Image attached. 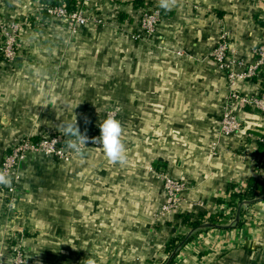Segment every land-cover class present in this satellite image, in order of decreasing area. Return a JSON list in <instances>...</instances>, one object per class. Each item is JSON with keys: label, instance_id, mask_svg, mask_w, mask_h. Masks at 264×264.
Instances as JSON below:
<instances>
[{"label": "crops", "instance_id": "1", "mask_svg": "<svg viewBox=\"0 0 264 264\" xmlns=\"http://www.w3.org/2000/svg\"><path fill=\"white\" fill-rule=\"evenodd\" d=\"M56 1L0 0V13L6 22H23ZM136 1L89 0L105 26L89 24L72 34L49 23L22 36L27 61L6 66L0 60V166L16 137L61 131L74 116L81 132L90 133L110 107L123 115V166L93 149L68 162L34 158L22 165L18 223L30 233V264H85L90 256L97 264H147L164 259L176 236L191 240L172 264H264V194L241 204V226L210 222L229 206L230 193L264 180V169H257L264 112L238 106L243 131L221 135L227 82L208 59L226 31L238 56L253 60L252 49L264 42V0H176L170 10L162 8L151 43L116 28L135 26L139 8L159 6ZM237 89L264 92V70ZM150 167L188 186L180 210L158 224L166 195ZM1 205L0 255L10 234ZM186 214L212 226L192 230Z\"/></svg>", "mask_w": 264, "mask_h": 264}, {"label": "built area", "instance_id": "2", "mask_svg": "<svg viewBox=\"0 0 264 264\" xmlns=\"http://www.w3.org/2000/svg\"><path fill=\"white\" fill-rule=\"evenodd\" d=\"M133 3L134 0H125ZM89 0H76V8L70 10L64 1L58 4L55 2L45 4L39 7L37 12L23 22H6L0 13V32L3 35V42L0 45V56H3V63L6 66L15 64L23 57L24 49L22 47V36L26 32L34 30L35 24L43 26L52 23L67 26L72 34H77L82 28L89 24L95 26H105L106 18L100 13H91L88 8ZM47 14V16H45ZM165 14L159 6L152 8H139L135 17V26L119 24V31L125 33L132 40L137 42L151 43L156 37L159 24L164 20ZM37 26V25H36ZM253 60L246 62L240 58L237 49L231 43L228 33L223 31L220 35L216 46L208 55L213 63L224 73L227 90L222 106V118L220 134L230 136L243 131V123L236 113L238 106L251 107L264 112V92L255 96L244 95L238 91L237 85L245 82H252L260 78L264 70V42L252 49ZM117 107H110L103 118L99 121L92 132L87 136L99 137L101 134L100 124L107 118L110 112L116 111ZM122 112H116V119L122 124ZM65 137L61 131H48L39 134H28L13 139L11 146L3 157L0 168H6L11 176L12 183L8 186L0 185V201L4 207L3 223L6 224V231L10 234L6 238L7 257L9 264H27L28 249L24 246V231L15 230L13 219L18 214V201L21 198L23 189L22 165L29 163L34 158L46 160L47 162L64 161L68 162L78 157L74 152L66 147ZM97 147L102 145L89 142L84 154L88 150L102 152ZM213 154L219 153L218 143L212 146ZM258 170H263L258 164ZM149 170L155 173L162 182V187L166 195V202L163 204L156 224L161 219H167L172 214L180 210L181 203L184 199V193L188 190L185 182L172 177L166 171H157L150 167ZM224 212L233 223V211L227 204L224 206ZM4 255H0V264H4Z\"/></svg>", "mask_w": 264, "mask_h": 264}, {"label": "clouds", "instance_id": "3", "mask_svg": "<svg viewBox=\"0 0 264 264\" xmlns=\"http://www.w3.org/2000/svg\"><path fill=\"white\" fill-rule=\"evenodd\" d=\"M160 8L170 10L176 4V0H158ZM116 111L110 112L107 118L100 124L101 134L99 137L87 136V130L82 133L76 116L71 121L62 122L58 127L62 134L68 139L65 141L66 147L74 152L75 155L83 157L86 145L91 142L93 144L102 145L97 147L102 150L105 158L112 164L121 166L127 164V148L124 141V129L120 120L116 119ZM87 123V117L84 118ZM12 183V176L6 168H0V185L8 186ZM85 264H97L96 259L91 256L85 260Z\"/></svg>", "mask_w": 264, "mask_h": 264}, {"label": "trees", "instance_id": "4", "mask_svg": "<svg viewBox=\"0 0 264 264\" xmlns=\"http://www.w3.org/2000/svg\"><path fill=\"white\" fill-rule=\"evenodd\" d=\"M70 10H74L76 8V0H64ZM60 0H57L55 4H58ZM137 7L139 6L138 3H135ZM47 16V14H45ZM0 60H3V56H0ZM259 149H258V154L260 156L259 160V166L260 168L264 169V136L260 138L259 142ZM264 194V180L261 179H256L252 180L249 182L247 190L243 194H238L236 192L230 193V202L229 206L233 211L234 216L233 218V223L235 227H239L243 224V218L245 215V208L241 206V204L244 201H253L257 196L263 195ZM239 212V218L237 220V214ZM183 222L186 223L192 230H198L200 229L201 225L203 222L198 220L195 216H190V214H186L182 216ZM201 217V216H199ZM210 222L214 225H223V224H228L230 222V218L226 216L224 212L218 213L217 216L211 218ZM191 240V238H187L186 236H176L172 238L166 245L165 250L168 255V258L166 259L165 263L170 262L169 264H172L177 253L179 250L182 248L184 243H188Z\"/></svg>", "mask_w": 264, "mask_h": 264}, {"label": "rangeland", "instance_id": "5", "mask_svg": "<svg viewBox=\"0 0 264 264\" xmlns=\"http://www.w3.org/2000/svg\"><path fill=\"white\" fill-rule=\"evenodd\" d=\"M127 2V1H126ZM134 2H137L136 0H134ZM123 24H125V22L124 23H121V25H123ZM37 25V26H36ZM42 27H44L43 25H41V24H35L34 25V30H38L39 28H42ZM118 27H120V25L118 24L117 26H116V28H118ZM123 26H121L120 28H122ZM126 28H127V25H126ZM118 31H119V29H118ZM120 32V31H119ZM120 33H122V34H125V33H123L122 31L120 32ZM126 35V34H125ZM22 47H23V45H22ZM23 49H24V53H23V57L20 59V60H23V61H27L28 60V56H29V54H28V52L26 51V48L25 47H23ZM2 206V205H1ZM17 207H18V204H17ZM19 210V209H18ZM19 212V211H18ZM1 215H3L4 214V207L2 206V211H1ZM3 220V219H2ZM19 220H20V217H19V213L18 214H16V216H15V218L13 219V223L12 224H15V226L14 227H16V225H17V227L16 228H14L15 230H17L18 232L19 231H24V237H25V242H24V246L28 249V247H27V245H26V239L28 238V236H29V231H27V230H25V229H23L22 227H20V225H19ZM5 252L3 253V255H4V257H5V259H4V264H9V259H8V257H7V251H8V249H7V245L5 244ZM168 258V255L164 258V259H158V258H152V259H150V260H148V262H147V264H164L165 263V261H166V259ZM27 264H30V254H29V250H28V262H27Z\"/></svg>", "mask_w": 264, "mask_h": 264}, {"label": "water", "instance_id": "6", "mask_svg": "<svg viewBox=\"0 0 264 264\" xmlns=\"http://www.w3.org/2000/svg\"><path fill=\"white\" fill-rule=\"evenodd\" d=\"M238 218H239V212H238V214H237V220H238ZM212 225L211 224H203L201 227L202 228H207V227H211ZM170 262H168V263H166V264H169Z\"/></svg>", "mask_w": 264, "mask_h": 264}]
</instances>
